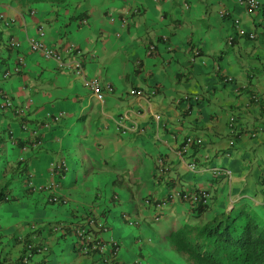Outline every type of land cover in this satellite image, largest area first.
Instances as JSON below:
<instances>
[{
  "label": "crops",
  "instance_id": "0c3cea01",
  "mask_svg": "<svg viewBox=\"0 0 264 264\" xmlns=\"http://www.w3.org/2000/svg\"><path fill=\"white\" fill-rule=\"evenodd\" d=\"M246 1L72 0L20 6L0 0V90L16 106L31 102L24 118L0 108V264H20L29 239L48 248L35 256V264L171 259L186 264L166 241L183 224L205 223L243 205L264 218V16L250 13ZM257 1L264 6V0ZM136 8L139 14L133 13ZM128 12L121 28L120 18ZM110 17L116 21L110 23ZM232 18L240 21L244 36ZM39 26L47 48L73 44L85 54V78L112 89L103 101L73 75L72 57L60 68L31 51L28 40ZM152 45L155 51L148 53ZM18 58L22 71L3 80ZM132 90L156 95L138 97ZM57 113L64 118L43 129L46 115ZM230 117L238 130L232 147ZM189 136L201 144L179 158ZM193 160L196 172L188 168ZM63 162L65 168H58ZM159 163L167 169L161 177ZM216 167L229 170L230 178L213 176ZM26 176L34 181V192ZM49 183L56 185V196L68 200L66 206L48 202L43 187ZM174 187L206 190L209 207L196 217L188 203L168 199ZM157 204L162 216L154 222ZM87 217L108 227L106 233L94 232L104 244L100 257L77 250L75 228Z\"/></svg>",
  "mask_w": 264,
  "mask_h": 264
},
{
  "label": "built area",
  "instance_id": "2783aa9c",
  "mask_svg": "<svg viewBox=\"0 0 264 264\" xmlns=\"http://www.w3.org/2000/svg\"><path fill=\"white\" fill-rule=\"evenodd\" d=\"M156 2L157 0H152ZM245 5L247 9L249 10L250 13H261L264 16V6L260 4L257 0H247L245 2ZM133 13L139 14V9L136 8L133 10ZM130 12L124 14L120 18V27L125 28V26L128 24V17H129ZM234 26L237 28V34L239 36H244L245 32L240 28V21L237 18H232ZM116 19L114 17H110L109 22L114 23ZM81 23L86 24V21H81ZM82 24V25H83ZM44 29L43 27H39L37 30V36H33L29 38L28 44L30 49L33 52L40 53L43 55L46 59H53L58 63V66L60 68H64L65 62L64 58L66 56L72 57L71 63L68 65L69 68H71V71L73 75L77 78H80L82 80L83 86L92 94V96L97 100V101H103L104 96L106 93H110L112 89L109 86H104L100 81L96 79H86L85 78V70H84V61H85V54L82 53L78 48H76L73 44H69V46H66L63 50H53L47 48L44 43L42 42L43 37H44ZM119 36V35H117ZM249 39L253 40L255 39V34H249ZM163 41L165 39L163 38ZM165 43V42H164ZM155 51V46H151L149 49V52H154ZM193 55L197 56L198 55V50L194 49L193 50ZM22 59H18V64H21ZM20 71V66L16 65L13 67V69L10 71H6L3 75L2 78L5 80L7 79L10 74L12 73H18ZM230 81V80H229ZM131 95L138 96V97H145V96H154L156 95L155 90H151L150 92H145L144 90H132L130 92ZM0 99H1V104L0 108L5 111H11L14 113L17 117L19 118H24L29 110V105L31 102L27 103L24 106H16L13 101L11 100L10 95L7 93H4L3 91L0 90ZM252 99L254 101H261V98L258 95H253ZM192 100L196 101L198 100L197 98H192ZM264 104V103H263ZM65 114L64 113H57V114H47L45 117V123L43 125L44 128H48L50 124H56L58 123L62 118H64ZM24 130H28L29 127L27 124L23 126ZM36 132L38 131L37 128L34 129ZM228 130H229V146L232 147L235 142V137L238 134L237 127L235 125V118L230 117L228 121ZM201 144V139H196L194 137H187L185 138L182 147L180 150L177 152V156L179 158H183L185 154L190 150L192 145H200ZM58 168H65L64 162L62 163L61 166H58ZM188 168L191 172H196L197 171V165L193 161H190L188 164ZM167 172V169L164 167L162 163H159V167L157 169V173L159 177L165 175ZM213 176L216 178H230L231 172L229 170L223 169V168H212L210 170ZM28 184L27 188L30 192H34V183L31 180V176H28L27 181ZM56 185L54 183H49L43 187V192L47 193L49 198L48 201L52 204H61V205H66L67 200L62 199L59 196L55 195V190H56ZM168 199L171 201H179V202H186L189 204V206L192 209H198V208H203L206 209L210 205V194L203 189H196L193 191H182L179 187H174L170 193L167 195ZM116 200V198L114 197ZM155 213L154 216V222H157L161 218V211H162V205L157 204L153 206ZM122 219L125 221H129V217L126 214L122 215ZM135 222H130V225H135ZM55 232H61V228H55L53 229ZM108 230L106 224L101 220V219H96L92 217H87L85 219L84 224L82 226H78L75 228V234L76 238L78 239L77 241V250L80 254L84 256H96L100 257L102 255V251L104 248V244L102 240H100L95 234L94 231L98 232H106ZM48 252V249L46 246H36L32 243H26L24 245V252L21 257V264H34V256L35 254H46Z\"/></svg>",
  "mask_w": 264,
  "mask_h": 264
},
{
  "label": "trees",
  "instance_id": "16d2710c",
  "mask_svg": "<svg viewBox=\"0 0 264 264\" xmlns=\"http://www.w3.org/2000/svg\"><path fill=\"white\" fill-rule=\"evenodd\" d=\"M20 6L66 5L72 0H12ZM205 209H195L200 217ZM186 264H264V218L241 206L208 222L183 224L166 237Z\"/></svg>",
  "mask_w": 264,
  "mask_h": 264
},
{
  "label": "clouds",
  "instance_id": "9594fccd",
  "mask_svg": "<svg viewBox=\"0 0 264 264\" xmlns=\"http://www.w3.org/2000/svg\"><path fill=\"white\" fill-rule=\"evenodd\" d=\"M32 13H34V12H32ZM39 27H41V26H39ZM38 27V28H39ZM43 27V26H42ZM38 28H37V30H38ZM43 29H44V27H43ZM44 32H45V30H44ZM45 35V34H44ZM13 42H11V44H12ZM32 51V50H31ZM35 53H37V52H35ZM18 59H20V58H18ZM18 59H16V62H15V64L12 66V68L11 69H7V70H5L4 72H3V74L6 72V71H10L11 72V70L13 69V67L14 66H16V65H19L20 66V71L18 72V73H11L10 74V76L7 78V79H9L11 76H13V75H17V74H19L21 71H22V64H23V62H21V64H18ZM22 59V58H21ZM2 74V75H3ZM2 77V76H1ZM3 79V78H2ZM4 80V79H3ZM6 80V79H5ZM2 91V90H1ZM5 93V92H4ZM9 95V94H8ZM11 97V96H10ZM11 100H12V98H11ZM2 110V109H1ZM3 111H5V110H3ZM8 111V110H7ZM11 112V111H10ZM17 117V116H16ZM25 174V173H24ZM27 176L24 178L26 181H27ZM32 182L34 183V181L32 180ZM35 185V184H34ZM62 199H66V198H63V197H61ZM48 200V199H47ZM67 200V199H66ZM49 202V201H48ZM50 203V202H49ZM50 204H52V203H50ZM67 204H68V200H67ZM66 204V205H67ZM66 205H63V206H66ZM100 219V218H99ZM84 222H85V220H84ZM84 222H83V224H84ZM104 222V221H103ZM107 226V225H106ZM108 228V227H107ZM30 229H31V231H34L32 234H36V230H37V226L36 225H32V226H30ZM50 229L51 230H53V228H51L50 227ZM94 232H98V231H94ZM106 232H108V230L106 231ZM106 232H103V233H106ZM98 233H102V232H98ZM95 234V233H94ZM76 237V236H75ZM32 243L31 242V240L29 239L28 241H26L25 243H24V245L26 244V243ZM32 244H34V243H32ZM24 245H23V251H22V254H21V256H20V264H21V257H22V255H23V252H24ZM34 245H36V244H34ZM36 246H46V245H36ZM47 247V246H46ZM48 249V248H47ZM48 253V252H47ZM46 253V254H47ZM36 255H39V254H35V256ZM40 255H43V254H40ZM35 256H34V259H35ZM94 257H96V256H94ZM33 259V260H34ZM34 264H35V261H34Z\"/></svg>",
  "mask_w": 264,
  "mask_h": 264
},
{
  "label": "rangeland",
  "instance_id": "374dc122",
  "mask_svg": "<svg viewBox=\"0 0 264 264\" xmlns=\"http://www.w3.org/2000/svg\"><path fill=\"white\" fill-rule=\"evenodd\" d=\"M166 264H182V263H176L173 259H171L170 261H166Z\"/></svg>",
  "mask_w": 264,
  "mask_h": 264
}]
</instances>
